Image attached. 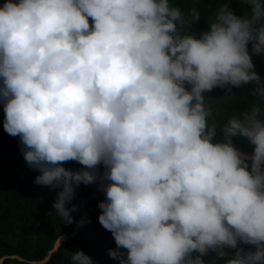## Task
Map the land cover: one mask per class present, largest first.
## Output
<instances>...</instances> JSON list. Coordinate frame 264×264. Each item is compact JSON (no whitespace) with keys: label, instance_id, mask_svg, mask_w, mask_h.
Here are the masks:
<instances>
[{"label":"clouds","instance_id":"obj_1","mask_svg":"<svg viewBox=\"0 0 264 264\" xmlns=\"http://www.w3.org/2000/svg\"><path fill=\"white\" fill-rule=\"evenodd\" d=\"M231 2L199 37L183 34L170 0L0 4L3 129L20 138L34 182L61 189L62 221L73 222L78 206L66 205L81 184L105 193L98 221L119 264H205L209 253L264 264V107L218 130L205 104L214 88L249 84L264 101L252 59L264 54V0H240L250 6L243 16ZM72 262L94 264L82 250Z\"/></svg>","mask_w":264,"mask_h":264},{"label":"trees","instance_id":"obj_2","mask_svg":"<svg viewBox=\"0 0 264 264\" xmlns=\"http://www.w3.org/2000/svg\"><path fill=\"white\" fill-rule=\"evenodd\" d=\"M3 2L0 0V4ZM223 2L170 0L172 6L180 8L185 18L183 34L197 37L210 30V23L215 21ZM230 7L237 16L250 11V6L240 0H232ZM193 9L200 13L198 22L192 19ZM89 22L91 24V19ZM248 48L251 53V44ZM252 59L255 71L264 78V54L253 55ZM205 96V104L212 111L208 118L209 126L215 124L218 130L228 120L240 117L255 105L264 107V101L253 94L251 84L240 88L217 87ZM3 120V107L0 105V264H73L72 255L78 250L90 256L94 264H119V260L109 256V250L116 248L114 238L98 221L101 212L98 204L104 200L105 193L98 190L96 184H81L76 189L75 198L66 205L69 208L73 204L78 206V211L71 213L73 222L62 221L53 207L61 189L34 182L40 173L25 162L20 138L4 131ZM222 140L223 136L218 132L214 142ZM232 142L242 152L252 154L254 146L246 138L234 137ZM63 166L71 170L82 168L75 161L66 162ZM104 171L103 165L99 166V172ZM83 213L86 214V222L73 231ZM61 236H66V239L54 248ZM242 247L254 250L251 245ZM121 251L126 255V250ZM228 251L231 254L234 250ZM204 260L205 264H224V259L217 260L215 253H209Z\"/></svg>","mask_w":264,"mask_h":264},{"label":"rangeland","instance_id":"obj_3","mask_svg":"<svg viewBox=\"0 0 264 264\" xmlns=\"http://www.w3.org/2000/svg\"><path fill=\"white\" fill-rule=\"evenodd\" d=\"M86 218H87L86 215L83 213L82 214V217L80 218V220L78 221V223L74 226V229L73 230L74 231H77L80 228V226L82 225V221H85ZM64 239H65V237H62V238L58 239L57 244L60 243Z\"/></svg>","mask_w":264,"mask_h":264}]
</instances>
